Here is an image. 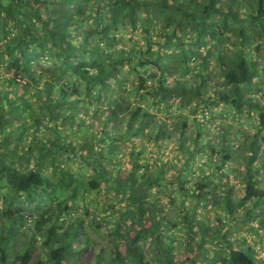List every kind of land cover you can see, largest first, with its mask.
Wrapping results in <instances>:
<instances>
[{
  "label": "trees",
  "instance_id": "obj_1",
  "mask_svg": "<svg viewBox=\"0 0 264 264\" xmlns=\"http://www.w3.org/2000/svg\"><path fill=\"white\" fill-rule=\"evenodd\" d=\"M260 183L264 0H0V264H257Z\"/></svg>",
  "mask_w": 264,
  "mask_h": 264
},
{
  "label": "rangeland",
  "instance_id": "obj_2",
  "mask_svg": "<svg viewBox=\"0 0 264 264\" xmlns=\"http://www.w3.org/2000/svg\"><path fill=\"white\" fill-rule=\"evenodd\" d=\"M211 68H212V73H217L218 72V68L216 67L215 63L212 61L211 62ZM261 92H259L257 94V96H261ZM220 111V108H216L215 109V112L218 113ZM187 111H185L184 113H186ZM247 129H250V128H247L245 129V131ZM122 153H127L129 152V149L128 147H122ZM168 152L169 154L167 155V157L170 159V158H174L175 156L180 160L181 163H183V153L181 152L180 150V145L178 143H176V140L171 143H168ZM127 156H125V161L124 162H127ZM168 160V159H167ZM213 178L216 179V181L218 182V184L220 185V188L223 190L222 186H224L225 184H228V182L230 181L228 177H223V178H220V177H215L213 176ZM234 184V183H233ZM261 186H264V183H260ZM236 196H241L242 193H241V189L239 187L236 188L235 190V194ZM262 210H264V200H263V205H262ZM220 211V215L222 214H225V210L224 209H221L219 210ZM204 212L202 215H203V219L202 221H208L209 224H213V225H216V222H217V218H216V213H215V210L212 209V207L208 204V206L202 211ZM218 214V213H217ZM242 217V214L241 212H237L236 215H235V219H239ZM248 222L251 223V225L249 227H246V226H243V228L241 227L242 224L239 225V228H236L235 227V224L236 223H230V225L228 224V227L230 228V230L232 231V239L233 240H237V243H235V245L238 244L239 240H243L245 239L247 242H250L253 244L254 246V249L256 250L257 252V264H264V246L259 242V238L262 237L264 239V228L262 227V229H256V231H252V232H248L249 231V228L250 227H254L258 224H262L264 223V217H260V215H254L252 217H249V219H247ZM246 228V229H245ZM260 232V234H259ZM90 233H91V236L98 240L99 242H102L103 244H107V240L104 239L97 233V232H94L92 231V229L90 230ZM183 254V253H182Z\"/></svg>",
  "mask_w": 264,
  "mask_h": 264
}]
</instances>
